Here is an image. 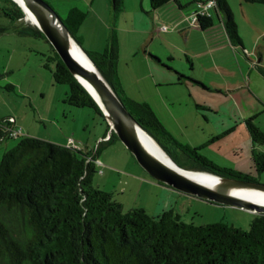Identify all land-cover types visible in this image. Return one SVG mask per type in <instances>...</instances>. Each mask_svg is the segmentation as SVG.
<instances>
[{
	"label": "trees",
	"instance_id": "16d2710c",
	"mask_svg": "<svg viewBox=\"0 0 264 264\" xmlns=\"http://www.w3.org/2000/svg\"><path fill=\"white\" fill-rule=\"evenodd\" d=\"M169 1L149 0L150 9L156 10ZM243 1L264 5V0ZM214 2L210 15L197 17L198 28L206 30L218 22L230 44L245 50L227 0ZM111 6L116 19L123 9L122 0H111ZM24 16L14 1L0 0V17L10 24H0V34L11 29L20 35L44 39L49 53L44 54L43 66L56 84L68 86L65 102L93 110L106 124V131L96 147L88 150L75 142L77 147L24 135L13 118L0 117V142L6 138L17 140L0 159V264H264V213H255L247 230L223 221L195 226L185 223L173 209L156 215L143 208L124 211L111 192L95 186L94 175L98 169L102 173L96 162L101 161V149L119 139L109 132L98 105L44 34L33 25L18 24ZM86 16L87 12L72 8L62 19L80 46L76 33ZM114 42L110 40L109 47L100 53L86 52L128 111L179 167L258 182L264 172V151L260 149L264 131L255 123V117L244 121L252 141V172L214 163L199 148H190L170 137L147 103L125 94L118 82ZM253 66L264 80V66ZM184 81L205 88L178 74V83ZM5 89L13 90V85L7 84ZM17 129L21 133L13 137L11 132Z\"/></svg>",
	"mask_w": 264,
	"mask_h": 264
},
{
	"label": "rangeland",
	"instance_id": "374dc122",
	"mask_svg": "<svg viewBox=\"0 0 264 264\" xmlns=\"http://www.w3.org/2000/svg\"><path fill=\"white\" fill-rule=\"evenodd\" d=\"M45 1L63 20L73 6L87 12L81 28L76 33L85 51L94 48V52L100 53L108 48L110 44L106 43L107 34L110 32L109 28L112 29L115 26L114 29L121 40L122 56L127 54L128 47L125 46V42L128 43L130 40L127 31L133 28V20L137 16L136 12H139L149 20L150 24L149 33L144 39L146 48L162 56L170 52L175 57L173 61L164 59L168 65L163 64L169 68L165 69L167 75L175 76L176 79L175 72L182 70L186 74L181 72L177 74L185 77H189L188 75L205 76V91L200 86L188 81L163 88L162 93L181 100L182 103L177 106V110L185 112L186 104L195 99L200 104L204 103L205 108L212 106L214 109L220 110L221 117L229 123L231 122L232 126H236V130L225 137L226 144L232 141H247L248 136L243 133L242 121L243 117H247L249 114L258 112L257 118L260 119V124L264 129V80L253 66V64L264 66V33L261 31L264 28V14L255 10L259 9L258 7L264 9V5L250 4L243 0H227L232 12L236 14L237 20L242 23L239 24V27L237 26V30L242 38L244 48L248 50L251 46L252 49L248 50L250 52L247 56L248 60L245 59L246 52L241 47H237L233 51L230 46L226 45V35L222 25L215 22L214 28L205 30V36H207L205 49L209 47L215 49V56L214 58L210 56V60L205 58L204 75L198 67L195 71L191 70L185 55L179 54L175 50V46L184 45L182 40L174 39L168 44L166 35L169 31H174V33L179 31L174 29L159 30L162 25L173 26L178 23H182L184 26H187L188 23L189 27L192 26L185 18V15L190 14L189 11H187L188 14L183 12L184 22L177 23L181 16L177 18L176 16L178 13V15H182L184 8L181 9V12L178 11L174 2L158 8L164 19L161 21L157 18L156 12L154 13L150 9L149 0H122L123 9L117 15L116 23L113 25L111 0ZM190 4L192 2L188 3L189 6ZM252 7L257 8L246 11ZM248 19L254 23V26H250ZM0 24L10 26L9 21L4 17H0ZM18 24L32 26L25 18ZM135 35H138L135 39L136 42L143 40V35L138 33ZM194 43L197 44L196 40ZM115 45L117 47V42ZM48 53L49 44L42 38L20 35L11 29L0 34V117L13 118L16 127L21 128L24 135L51 142L68 138H72L74 142H80L76 139L79 137L83 140L88 139V150H92L105 134L106 124L93 110L76 108L65 102L68 86L56 84L51 72L43 66L44 54ZM257 59H260L259 63H257ZM130 62L124 57L119 61L118 82L119 76L122 77L123 82L134 94H139V89L144 93V98L151 101L149 106L152 111L159 109L161 112H165L162 102L156 99L157 89L147 72L148 67L139 59L134 60L133 63ZM228 71L232 74L225 73ZM131 72H134V75L138 77L137 81L132 78ZM225 77H227V81ZM7 84L13 85V90H6ZM193 109L196 110L195 104ZM201 117L199 116L204 121ZM204 126L208 127V124H204ZM16 143L15 138L2 140L0 142V159ZM99 157L103 160H101L102 173L100 174L98 169L94 175V184L102 190L111 192L113 198L122 204L124 211L131 208H143L148 213L156 215L173 208L185 223L201 226L223 221L242 230L249 228L254 217L255 213L249 210L202 200L172 188L171 195L170 192L165 191V189H170L169 187L157 183L145 173L120 140L101 149ZM258 182L264 184V172L260 174Z\"/></svg>",
	"mask_w": 264,
	"mask_h": 264
},
{
	"label": "crops",
	"instance_id": "0c3cea01",
	"mask_svg": "<svg viewBox=\"0 0 264 264\" xmlns=\"http://www.w3.org/2000/svg\"><path fill=\"white\" fill-rule=\"evenodd\" d=\"M170 2H174L178 7V11L180 12L181 9L184 8V10H182V15H178L179 14L178 13L176 16V18L181 16V19L177 21L178 23L181 21L184 22L182 19V17L184 16L183 12L185 14L186 13L188 14L189 12L199 9L201 4L205 2V0H170L168 3ZM178 2L183 6L182 8L179 7ZM191 2L192 4H190L189 6L188 3ZM72 8H77V7L73 6ZM254 8L257 7H252V9H246V11L254 10ZM258 8L259 9H255V10H258L259 12H262L264 14V9H260V7ZM91 10L93 12V7ZM158 10L159 9L153 11L154 13L156 12L157 18L163 21L164 19L161 17V14L159 13ZM144 12L147 13L146 11ZM136 13L137 16L133 20V24H132L133 28L127 31V33L130 35V40L128 41L129 44L124 41L125 46L128 47L127 54L125 53L127 57L126 55L125 56L121 55V40L119 38L118 33H116L114 29L115 26H113L112 29L109 28L110 32L107 34L108 35V39L106 40V43L108 42L107 44H109L110 40L113 39L115 40V42H117V47H116L117 55H118L117 73H119L120 71L119 61L121 60L122 57H124V59H127L128 61H131L132 63L134 62V60L139 59L141 63H144L146 67H148L147 72L148 74H150V77L152 78V83L156 85V89H157L156 99L160 100L165 108V112H161L159 109L158 110L153 109V112L160 121V123L162 124L165 131L169 134V136L185 146H188L190 148H199V151L202 155L211 159L214 163L220 166L230 167L242 172H252V162H251L252 141L246 130L244 121L250 117H255V123L264 131L263 127L260 124V119L257 118L259 116L257 114L258 112L256 114H249V116L243 117V121H242L244 126L243 133L246 136H248L247 138L249 140L248 139L247 141L239 140L238 142L232 141L231 143L226 144L224 142L225 137L233 133L236 130V126H232L231 122L229 123L228 121L224 120V118L221 117L222 112L220 110H216L212 106H208L205 108V104L204 103L200 104V102H198L196 99L190 102L189 104L188 103L186 104L185 112L179 109L177 110L176 109L177 106L180 105V103H182L181 100L175 98L174 96L162 93V90L165 87L167 88L172 85H179L177 73L179 72L183 74L186 73L182 70H178V72L176 71L175 72V75L177 76L176 79L175 76L171 77L167 75L165 69L168 70L169 68H166V66L163 64L165 63L166 65H168L164 59L173 61L175 57L170 52L166 53L165 56H162L146 48L144 39H146V36L149 33V27H150L149 20L146 19V17L144 18V16L141 15L139 12ZM244 14L246 15L245 11ZM233 16L237 26L239 27V24L242 23L237 20L236 14L234 12H233ZM248 22L250 23V26H254V23L250 19H248ZM115 23H116V19H113V25H115ZM169 26L173 27L172 29L178 30L179 32L174 33V31L170 32L168 30L169 33L166 35V38L168 39L167 40L168 44H170L169 42H173L174 39L180 41L182 40L184 42V45L177 47L175 46V50L179 54L185 55L186 60L190 63V66L192 68L191 70L195 71V69L198 67L202 70V73L205 75V58H207V60H210V56H212L213 58L215 56V49H212L210 47L208 49H205V38H207V36H205V30H200L198 26L189 27L188 23L187 26H184L182 23L180 24L178 23V25L174 24L173 26L172 25ZM214 26L215 24L211 28H214ZM121 31L125 32L124 30ZM261 31H263L264 33V28H262ZM136 33H138L139 35L141 34V36L143 35L142 41H138V42L135 41L136 36L138 37V35H135ZM194 40H196L197 44L194 43ZM226 41H227L226 45L230 46V48H232L233 51H235L237 47H233L230 44V42L227 40V37H226ZM91 49L92 50L90 51L94 52L93 51L94 48ZM251 49L252 48L250 46L248 50L251 51ZM248 50L246 49L244 50L247 54L246 56H248V53H250ZM151 56L157 58L158 61L153 60ZM259 62L260 59H257V63ZM169 66L171 68H174L172 65ZM225 73L232 74V72L229 71ZM130 74L135 81L138 80V77L134 75V72H131ZM188 76L189 78L198 81L205 86V76L204 77H197L194 75H188ZM248 76L250 75L248 74ZM225 79L227 81V77H225ZM119 83L122 89L124 90L125 94L129 98L136 101L145 102L148 105L151 104V101L144 98L143 95L144 93H142L140 89H139V94H134L132 90L128 88L127 84L123 82L122 77L120 76H119ZM202 90L205 91V88H202ZM194 104L196 110L193 109ZM199 116H202L201 118L204 121H202L199 118ZM204 124H208V127L204 126ZM69 139L70 138H68L67 140L62 139V141H56L54 143L67 145ZM76 139L80 141V142H75V144L78 145V147H81L79 145H82L83 146L81 147L82 149L85 148L88 149V145H89L88 139L83 140V138L80 137ZM100 139H102V137ZM260 149L264 151V145L261 146ZM98 158L102 160V158L99 157V155ZM182 158H183L182 160L186 161V157H182ZM170 189H165V191L170 192L171 194L172 189L171 191H169ZM169 209H173V208H169Z\"/></svg>",
	"mask_w": 264,
	"mask_h": 264
},
{
	"label": "water",
	"instance_id": "95a60500",
	"mask_svg": "<svg viewBox=\"0 0 264 264\" xmlns=\"http://www.w3.org/2000/svg\"><path fill=\"white\" fill-rule=\"evenodd\" d=\"M12 1L22 9L25 20H27V14L33 18L34 23H30L44 34L70 73L96 102L110 130L116 134L150 177L175 191L202 200L240 207L253 213H264V184L183 169L169 156L165 159L154 153L145 142V137L165 155V151L128 111L51 5L45 0ZM73 45L81 50L88 62L80 61L75 57ZM192 174L211 175L215 181L212 185H208L193 177Z\"/></svg>",
	"mask_w": 264,
	"mask_h": 264
},
{
	"label": "built area",
	"instance_id": "2783aa9c",
	"mask_svg": "<svg viewBox=\"0 0 264 264\" xmlns=\"http://www.w3.org/2000/svg\"><path fill=\"white\" fill-rule=\"evenodd\" d=\"M214 6H215L214 0H208L206 2H203L201 4V6L199 7V9L190 12V14L188 16H186L185 18H186V20L189 21L190 25L197 26V17L198 16H208V15H210V12H211V10H212V8ZM172 28L173 27L168 26V25H162L159 30H161V31H168V30H170ZM109 132H111V130H109ZM20 133H21L20 129H17V130H13L11 132V135L13 137H16ZM108 138H109V134L104 138V140H107ZM67 143H68V146L77 147L74 144V141L72 139H69ZM96 162H97V164L99 166H102V162L101 161L98 160Z\"/></svg>",
	"mask_w": 264,
	"mask_h": 264
},
{
	"label": "bare ground",
	"instance_id": "6f19581e",
	"mask_svg": "<svg viewBox=\"0 0 264 264\" xmlns=\"http://www.w3.org/2000/svg\"><path fill=\"white\" fill-rule=\"evenodd\" d=\"M26 18L29 22L34 23V20L30 15L27 14ZM73 54L80 61L88 62L87 57L81 52V50L76 45H73ZM144 140L154 153H156L157 155L159 154L160 156H162L165 159L168 158V155L166 153L164 155L150 139L145 137ZM192 176L195 177L196 179H198L199 181H201L205 184H208V185H212L215 181V178L213 176L207 175V174H192Z\"/></svg>",
	"mask_w": 264,
	"mask_h": 264
}]
</instances>
